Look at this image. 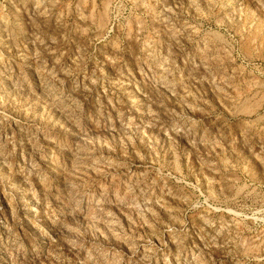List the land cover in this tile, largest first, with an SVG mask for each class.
<instances>
[{
	"label": "rangeland",
	"instance_id": "374dc122",
	"mask_svg": "<svg viewBox=\"0 0 264 264\" xmlns=\"http://www.w3.org/2000/svg\"><path fill=\"white\" fill-rule=\"evenodd\" d=\"M0 264H264V0H0Z\"/></svg>",
	"mask_w": 264,
	"mask_h": 264
}]
</instances>
